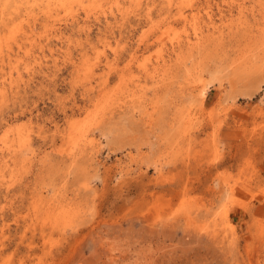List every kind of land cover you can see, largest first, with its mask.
Masks as SVG:
<instances>
[{
    "label": "rangeland",
    "instance_id": "obj_1",
    "mask_svg": "<svg viewBox=\"0 0 264 264\" xmlns=\"http://www.w3.org/2000/svg\"><path fill=\"white\" fill-rule=\"evenodd\" d=\"M171 1L0 0V264H264V0Z\"/></svg>",
    "mask_w": 264,
    "mask_h": 264
},
{
    "label": "bare ground",
    "instance_id": "obj_2",
    "mask_svg": "<svg viewBox=\"0 0 264 264\" xmlns=\"http://www.w3.org/2000/svg\"><path fill=\"white\" fill-rule=\"evenodd\" d=\"M58 1V0H57ZM171 1V0H170ZM233 1V0H232ZM63 2V1H62ZM72 3V2H71ZM171 3H172V1L170 2V5H171ZM231 3H229V5H230ZM235 4V3H234ZM172 6V5H171ZM152 8V7H151ZM170 8V7H169ZM208 12V11H207ZM208 16H209V27H210V25H213V28L215 29V26H214V22H213V16H212V14H211V12H208ZM187 17V16H186ZM150 27V26H149ZM150 29V28H149ZM148 32H149V30H148ZM104 53V52H103ZM226 79H228L229 80V77L228 78H226ZM222 79H221V77L220 76H214L213 78H212V80L209 82V83H206L205 81H202L201 83H200V85L201 86H203V88L200 90V89H198L199 91H200V96L203 98V96L205 95V93H207L206 92V90L208 89V87L211 85V84H213L215 81L217 82V81H219L220 82V85L222 86L223 85V82L221 81ZM224 80H225V78H224ZM226 81V80H225ZM230 84V83H229ZM234 85V84H233ZM220 86V87H221ZM246 92V91H245ZM244 92V93H245ZM230 94H232L231 93V91H230ZM243 96H245V97H249V96H251V94L249 95V94H243ZM233 99V98H232ZM9 134V133H8ZM86 135H87V133H86ZM85 138V137H84ZM87 139V142L90 144V145H93V144H97V142H95L94 140H90V138H86ZM84 140V139H83Z\"/></svg>",
    "mask_w": 264,
    "mask_h": 264
}]
</instances>
